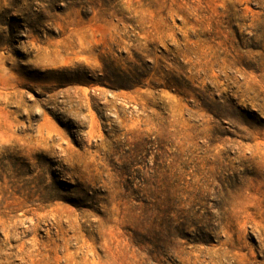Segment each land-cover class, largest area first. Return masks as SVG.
Instances as JSON below:
<instances>
[{
	"label": "rangeland",
	"instance_id": "1",
	"mask_svg": "<svg viewBox=\"0 0 264 264\" xmlns=\"http://www.w3.org/2000/svg\"><path fill=\"white\" fill-rule=\"evenodd\" d=\"M0 264H264V0H0Z\"/></svg>",
	"mask_w": 264,
	"mask_h": 264
}]
</instances>
